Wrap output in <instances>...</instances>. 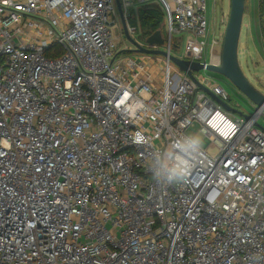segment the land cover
<instances>
[{
	"label": "built area",
	"instance_id": "obj_1",
	"mask_svg": "<svg viewBox=\"0 0 264 264\" xmlns=\"http://www.w3.org/2000/svg\"><path fill=\"white\" fill-rule=\"evenodd\" d=\"M120 1L131 35L128 10L156 2L169 54L184 33L181 58L214 64L207 0ZM116 15L115 0H0V264H264V108L238 118L169 58L119 60ZM195 124L201 156L156 184L134 137Z\"/></svg>",
	"mask_w": 264,
	"mask_h": 264
},
{
	"label": "rangeland",
	"instance_id": "obj_2",
	"mask_svg": "<svg viewBox=\"0 0 264 264\" xmlns=\"http://www.w3.org/2000/svg\"><path fill=\"white\" fill-rule=\"evenodd\" d=\"M208 2V20L211 24V31L209 34V44L206 48V56L208 61H213L214 64L220 65L221 64V55H222V44L224 40L225 30L227 27L230 8H231V0H207ZM152 3V2H151ZM154 6L155 9H158V3ZM252 11V17H245L248 13L247 6L245 8V15L243 19V27H242V34L239 44V58L242 70L246 77L248 78L249 82L262 94H264V52L258 55L257 47L260 48V44H257L258 38L257 34L260 32V24L256 25V21L254 16L257 15V11L259 8L258 0H247L246 5ZM153 7L143 8L144 11H150ZM172 8L174 5L172 4ZM128 13H132L134 19L131 20L129 23L136 27L138 30L136 34H132L133 39L142 43L140 41V37H142V33H146V29L141 26V13L140 8L138 6H134L128 10ZM248 15V14H247ZM114 21V25L110 27L111 33L115 39V42L118 46H120L121 52L118 56V59L121 61H126L130 58L138 59L142 58L144 60L156 62L158 66L165 64V58L162 56H151V55H138L123 51L133 50V45L127 41L124 36L121 20L119 15L115 17H110V22ZM262 23L264 24V17L262 18ZM161 26L158 30L162 31L164 39L166 43L164 46L160 47L161 50L166 51L168 50V41H169V31H168V24L163 15L160 18ZM246 24V27H245ZM255 38V41H254ZM142 39V38H141ZM188 35L184 33L180 34H173L171 36V46L172 52L171 54L176 57H184L187 47ZM217 42V46H215L214 55L211 54L212 51V42ZM175 73L179 74L180 76H184V73L179 71L175 66H172ZM202 75L205 76L206 80L209 78L219 85H221L228 93L229 100L227 104L234 109L236 112H230V114L245 119V116L252 115L255 110L256 106L249 101L242 93L239 92L226 78L207 71H202ZM229 112V111H228ZM258 125L264 128V115L259 119ZM188 133H194L201 137L203 141V147L208 145L207 141H204V136L199 131V126L195 124L191 127ZM208 154L211 157H215L218 154V148L210 147L208 149Z\"/></svg>",
	"mask_w": 264,
	"mask_h": 264
},
{
	"label": "water",
	"instance_id": "obj_3",
	"mask_svg": "<svg viewBox=\"0 0 264 264\" xmlns=\"http://www.w3.org/2000/svg\"><path fill=\"white\" fill-rule=\"evenodd\" d=\"M246 1L247 0H231L229 19L222 44L221 64L216 65L205 64L197 61H192L190 59L176 57L172 54H169L167 50H161L160 47L164 46L165 44V39L161 30H157L152 35L147 37L145 40L146 47H144L138 41L133 39L127 26L122 3L120 0H115L124 36L127 41L134 47L133 50L123 52L169 58L173 66H175L179 71L186 74L200 90L214 99L226 111L236 112L227 103L220 100L208 87L202 84L196 76L197 73L207 71L216 73L226 78L236 89L239 90L240 93H242L246 98L249 99V101H251L256 106V110L262 107L264 108V94L259 92L249 82L248 78L242 70L239 58V44L242 34ZM113 25L114 23L110 24V26ZM245 119H249V116H245ZM257 127L264 131V128H262L260 125H257Z\"/></svg>",
	"mask_w": 264,
	"mask_h": 264
},
{
	"label": "clouds",
	"instance_id": "obj_4",
	"mask_svg": "<svg viewBox=\"0 0 264 264\" xmlns=\"http://www.w3.org/2000/svg\"><path fill=\"white\" fill-rule=\"evenodd\" d=\"M134 140L137 144L150 146L145 167L151 179L159 185L184 179L203 149L201 137L194 133L180 134L167 144L160 142L154 133L136 136Z\"/></svg>",
	"mask_w": 264,
	"mask_h": 264
},
{
	"label": "trees",
	"instance_id": "obj_5",
	"mask_svg": "<svg viewBox=\"0 0 264 264\" xmlns=\"http://www.w3.org/2000/svg\"><path fill=\"white\" fill-rule=\"evenodd\" d=\"M259 8H258V16L260 20V33L264 42V24L262 23V18L264 17V0H258ZM156 4H147L140 8L141 15V26L144 27L147 31L146 33H142V37L140 39H145L152 35L155 31L159 29L161 26L160 18L163 15L162 8L157 5L158 9H155L154 6ZM151 8L150 11H144L143 8Z\"/></svg>",
	"mask_w": 264,
	"mask_h": 264
},
{
	"label": "crops",
	"instance_id": "obj_6",
	"mask_svg": "<svg viewBox=\"0 0 264 264\" xmlns=\"http://www.w3.org/2000/svg\"><path fill=\"white\" fill-rule=\"evenodd\" d=\"M246 6H247V9H248V13H247L248 15L246 14L245 17H247V19H248V17H252V11L248 7V4ZM254 18H255V21H256V25L258 23L260 24V20H259V16H258V11H257V15L254 16ZM245 27H246V24H245ZM257 38L259 39L258 42H257V44H260V48L257 47L256 49H257L258 55H260V54H262V52H264V42H263V39H262V36H261V33L260 32H258ZM254 41H255V38H254Z\"/></svg>",
	"mask_w": 264,
	"mask_h": 264
},
{
	"label": "flooded vegetation",
	"instance_id": "obj_7",
	"mask_svg": "<svg viewBox=\"0 0 264 264\" xmlns=\"http://www.w3.org/2000/svg\"><path fill=\"white\" fill-rule=\"evenodd\" d=\"M145 40H146V38H145V39H140V41H142V43L139 42V43H140L141 45H143L144 47H146V46H145Z\"/></svg>",
	"mask_w": 264,
	"mask_h": 264
}]
</instances>
